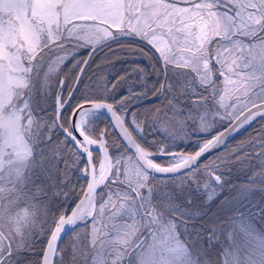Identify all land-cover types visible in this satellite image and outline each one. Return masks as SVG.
Instances as JSON below:
<instances>
[{
    "label": "snow or ice",
    "instance_id": "obj_1",
    "mask_svg": "<svg viewBox=\"0 0 264 264\" xmlns=\"http://www.w3.org/2000/svg\"><path fill=\"white\" fill-rule=\"evenodd\" d=\"M183 2L189 7H178V0H0V61H7L0 62V264H14L13 255L19 258L20 252L33 251V238L40 236H47L40 264H53L65 227L87 229L89 222L88 243L73 245L74 259L81 264H125L130 256L136 257L135 264H169L168 254L184 247L175 220L166 219L159 205L149 200L157 194L149 173L179 174L182 179L175 189L163 190L174 198L183 193L186 181L208 189L213 181L222 183L218 173L244 158L236 155L241 142L201 163L231 132L264 116V0ZM115 36L146 42L159 53L165 69L187 71L200 88L190 95L195 112L170 99L151 113L134 116L137 130L142 131L148 120L157 125L162 112L165 118L171 112L166 124L175 127L182 111L181 136L187 135L189 123L200 132H208L215 123L227 126L203 139L194 154L166 153L164 145L153 152L134 138L123 108L91 94L73 106L75 85L92 52ZM83 46H91V51L83 67L80 63L67 97L64 78L55 84L54 97L47 92L46 79L43 88L33 87L45 60L48 72H56ZM165 88L177 91L161 85L154 94L163 95ZM186 90L180 87L178 94ZM97 91H107V83L97 81ZM100 109L111 114L132 152L125 148L110 155V148L119 143L108 139V129L96 132L87 121L91 111ZM257 143L264 164V139ZM154 155L168 156V163L154 162ZM75 171L87 177L86 187L72 183ZM53 197L62 201L57 211L50 209ZM69 200L74 207L63 206Z\"/></svg>",
    "mask_w": 264,
    "mask_h": 264
},
{
    "label": "flooded vegetation",
    "instance_id": "obj_2",
    "mask_svg": "<svg viewBox=\"0 0 264 264\" xmlns=\"http://www.w3.org/2000/svg\"><path fill=\"white\" fill-rule=\"evenodd\" d=\"M85 50L86 53H84V55L78 56L81 52H85ZM87 51L88 48L76 50L63 62L58 71L52 72L54 75H51L48 71H43V68L47 67V64L49 63L47 60L44 61L34 78L33 87L37 89L41 88L37 81L38 78L42 82H44L45 79L47 82H50V79L53 77L56 84L59 79L63 77L65 80L63 94L67 97L68 90L73 85L76 72L78 71L80 63L84 60ZM142 53L141 57L143 58V61L140 60L138 63V68L140 69V72L138 73H135L136 66L133 61L123 60L114 62L112 65H115V69L112 70V75L106 82L107 91L103 92L97 91V81L100 79L97 69L100 61H98V55L95 57L94 54V57L92 56L94 61L90 59L91 61H89L86 69L87 71L92 63L90 70L85 72L82 80H80L81 82H79L73 93L72 104L74 106L75 104L80 103L91 94L99 101L112 104L114 108H123L126 112V126L129 127L134 138L146 149L156 152L158 150L155 146L156 140L158 146L160 147L162 144L160 139L166 138L165 136H161L158 125L160 123L164 124L167 119H171V112H168V116L166 118L162 112V119L157 125L152 123L150 120L146 121L142 131L137 130L133 126V117H141L146 113H151L157 106L162 107L166 105L170 99H174V102L178 104L181 109L192 110L195 112L196 110L190 102V95L198 92L200 88L199 85L192 79L190 73L182 69H174L173 67H170L171 71L169 70V72H171V83L169 85L176 88L177 91L170 92L168 88H165L163 95L158 93L154 94L157 89H151L152 75H150L149 78L145 75V73H147L145 65L146 57L145 52L142 51ZM75 57L77 58V61L74 60ZM107 63L109 64V62ZM64 69H69L70 72H63ZM184 71L187 74L184 77L186 81L182 82L183 78L181 73ZM73 73L74 76L72 78L71 74ZM161 74L162 76L159 78V81L154 79L153 84L161 85L163 79L162 69ZM167 77L166 73V82L169 81ZM218 79H222V77H218ZM123 81L124 83L129 81V83L133 85L132 90L134 91L125 93L120 91L116 85L118 82ZM55 84L52 88L53 93L50 94L51 97L55 96ZM49 87L50 86H48V88ZM180 87L187 89L183 95L178 94ZM122 100L124 101L123 104H121ZM183 120L184 112L182 111L181 115L176 117L175 127L177 128L178 123L181 125ZM87 121L96 132H99L101 129H108V139H115L119 143V147L110 148V155H113L115 151L120 152L122 149L126 148L115 133L111 122L105 115L96 111H91L87 117ZM216 124L217 128L215 130L201 136V138H197L195 137L196 124L189 123V139L179 146H165L164 151L166 153H193L199 147V144L203 139L209 138L212 134H214V131L217 129L220 130L226 126L225 123ZM166 127L168 128V124H166ZM261 139H264V116H260L255 119L242 132H240V134L229 140L223 148L214 152L201 162L202 164L206 163L208 160L215 158L220 152L230 151L231 148H234L243 142V146L238 149L236 155L243 156L244 158L238 161L234 160V162L228 164L218 173L223 178L222 183L217 184L215 181L212 182V184L219 189V194L218 203L215 206L217 209H215L211 215V210L208 209L196 218H188V216L184 215L180 209H185V212H190L192 211V206L189 204H179V196L181 194L171 198L163 192L165 189H175L177 182L182 179L179 174L170 177H159L149 173L150 182L157 186V194H153L149 197V200L159 205L160 210L164 213L166 219L175 220V231L178 233L179 240L184 242V245L190 243L189 238L193 240L196 247L194 253L201 261L204 262L202 264H214L213 262H216V264H226V252L224 253V250L222 249L224 246V249L227 248L229 252H231L228 254L229 258H231L230 255L233 256V254H236L234 251L239 253V249L242 248L244 240L248 241L250 237H252L249 235L248 237H245L242 232L237 231L236 227L240 226V223H244L246 221L252 222L256 226L254 235L258 234L257 237L264 238V164L261 162V156L259 155L260 145L257 143V141ZM97 155L98 151L94 153V156ZM153 160L154 162L166 165L169 157L157 158ZM59 167L63 169V161L60 162ZM96 167H98V162ZM243 171H246L245 174ZM86 181L87 177L81 176L78 171L73 173L72 183L76 184L77 187L81 184L86 186ZM184 189H187L188 193H200L198 191L199 188L191 181L185 182ZM74 198L75 197H73V199ZM232 199H234V202L228 204ZM71 204L72 201L69 200L64 202L63 206L67 207ZM61 206V199L53 197L50 209L52 211H57V209ZM72 206H74V204H72ZM212 206L214 207V205ZM80 227L81 226L75 227L61 238L57 248L54 264H78L77 259H74L75 254L73 244L68 240H70L69 238L71 235ZM184 234L189 235L186 237ZM82 240L83 235H79L77 243L80 244ZM46 241L47 236H40L39 238L34 237L31 244L33 251L20 252L19 258H17L16 255H13L12 260L14 261V264H24L25 260L30 261L31 264H38ZM234 244H238L239 246L234 249ZM133 259L135 262L136 257L130 256L126 259L125 264H133ZM227 263L236 264V257L235 259H230Z\"/></svg>",
    "mask_w": 264,
    "mask_h": 264
},
{
    "label": "rangeland",
    "instance_id": "obj_3",
    "mask_svg": "<svg viewBox=\"0 0 264 264\" xmlns=\"http://www.w3.org/2000/svg\"><path fill=\"white\" fill-rule=\"evenodd\" d=\"M41 3H46L47 0H40ZM127 2V0H126ZM178 7H189V6H182V5H177ZM74 23H84L82 21H73ZM87 23H91V21H88ZM107 26V25H105ZM111 31L116 32L117 29L115 26L111 27ZM112 44H108L106 45L105 48H113L114 46H111ZM91 46H83V47H79L77 49H75L72 53H74L76 50H80L82 48H89ZM104 48V49H105ZM101 52V50L99 51ZM71 53V55H72ZM105 54V53H103ZM142 51L140 50H133L128 52L124 58L125 60H130L134 62V65L136 66L135 69V73L140 72V69L138 68V63L141 61H143L142 56ZM69 55V56H71ZM99 57L102 56V53H98L97 54ZM146 55V54H145ZM68 56V57H69ZM67 57V58H68ZM66 60V59H65ZM75 61H77V58H74ZM148 57L146 56L145 59V65L147 68V73H145V75L147 76V78H149V76L151 75L150 69L149 68V63H148ZM2 63H7L6 60H2L0 61ZM144 65V66H145ZM48 67H49V63L47 64V67L43 68V71H48ZM115 69V65H111L108 64L106 67L103 68H98V72H99V76L100 79L99 81L101 82H107V79L112 75L111 72L112 70ZM114 73V72H113ZM149 74V76H148ZM51 75H54L53 73H51ZM143 79V77H142ZM38 84L40 85L41 88H43L44 86V82H42L39 78L37 79ZM55 84L54 78L52 77L50 79V82H48V86H50L49 88L47 87V92L50 95L51 93H53L52 88ZM119 85V89H121L120 91H122L123 93L125 92H132L134 90H132L133 85L129 83V81H126V83L123 82H118ZM101 92V91H99ZM224 124V123H223ZM180 124H177V128L176 127H172L170 125H168L167 131H164L165 127H166V122L160 123L158 125V128L160 130V134L161 136H165L166 138L164 139H160V142L162 143L161 145L165 146H170V147H174V146H179L182 145V143H184L187 139H189V133L187 132V135L185 136H181L179 134V129H180ZM217 124L215 123L213 128L210 129L208 132H200V131H196L195 132V137L197 138H201V136L210 133L211 131L215 130L217 127ZM155 146L159 149V146L157 144V140L155 142ZM119 151H115V153L113 155H116ZM132 166L130 165V168ZM244 174L246 171H243ZM240 178V177H238ZM241 179V178H240ZM244 181V179H243ZM198 191L200 193H188L187 189H183V193L179 196V204H189L191 205V210L190 212H185V209H180L182 210L181 212L184 215H187L188 218H196L197 216H199L201 213H203L204 211L210 209V215L211 213L217 209V207L215 208V206L218 203V192L219 189L217 187H212L211 189L208 188H199ZM211 197V198H209ZM234 202V199H232L228 204H231ZM214 205V207L212 206ZM240 226L236 227L238 232H242L243 236L250 237V239L248 241L244 240V242L242 243V248L239 249V253L235 252L236 254L230 255L231 258L228 257V254L231 253L229 252V250L227 248L224 249V247L222 248L224 250L225 253V261L226 264H228L227 262H229V260L231 259H235L236 257V264H264V238L262 237H257L258 234L254 235V231L256 230V226L250 222V221H246L244 223H240ZM240 229V231H239ZM91 232V224H88L87 229H85V227H80L79 229H77L76 232H74L71 237L69 238L70 241L73 245L74 243L79 245L77 243V239L79 235H83V240L82 243H88V241L90 240V236L85 235V233ZM186 237L189 234H184ZM190 239V243L184 245V247L182 248H178L177 250L171 252L168 254V260H169V264H202L204 263L203 261H201L197 255L194 253L196 247H195V243L193 242V240L191 238ZM235 247L234 249H236L239 245L238 244H234ZM233 249V250H234ZM78 251V249H77ZM233 252V251H232ZM236 255V256H235ZM89 260L92 261L93 257H89ZM78 264H81L80 260L77 259ZM39 263V262H38ZM214 264H216V262H213ZM133 264H135L134 259H133ZM235 264V263H234Z\"/></svg>",
    "mask_w": 264,
    "mask_h": 264
},
{
    "label": "trees",
    "instance_id": "obj_4",
    "mask_svg": "<svg viewBox=\"0 0 264 264\" xmlns=\"http://www.w3.org/2000/svg\"><path fill=\"white\" fill-rule=\"evenodd\" d=\"M178 5L179 6L180 5L189 6V5L185 4L183 2V0H178ZM111 44H112L111 46H114L113 48H105L106 47V45H105V46L99 48L94 53L95 55L93 54L96 57L98 53H102V56H100V57L98 56V59H99L98 61H100V63L98 64V68L106 67L108 65L107 62H109V64L110 63L113 64L116 61L125 60L124 56L130 51H133V50L143 51L146 54L145 57L147 56L148 60H149L148 61V63H149L148 70L150 69V72H151V75H152L151 89H154V88L159 89V85H160V84H158L159 82L157 83L158 85H156V84H153V80L157 79L159 81V78H161V76H162V74H161V66L159 65V61H158L157 57L153 54L152 50L148 46L144 45L143 43H141L139 41L131 40V39H119V40H115V41L111 42ZM100 50H101V52H99ZM84 53H86V50L83 53L81 52L78 56H82V55H84ZM103 53H105V54H103ZM92 60H93V58H92ZM91 66H92V63H91ZM91 66H89L88 70H90ZM170 67L171 66H169L166 69V73H167V76H168L167 79L169 81H170V73H171V72H169ZM63 72H70V71H69V69H67V70L64 69ZM71 75H72V78H73L74 73L71 74ZM186 75L187 74L185 73V71L183 73H181V76L183 78L182 82L186 81V79L184 78ZM148 76H149V74H148ZM169 81L165 82V85H169L171 83V81L170 82ZM116 87L119 89L118 84L116 85ZM119 90H121V89H119Z\"/></svg>",
    "mask_w": 264,
    "mask_h": 264
},
{
    "label": "water",
    "instance_id": "obj_5",
    "mask_svg": "<svg viewBox=\"0 0 264 264\" xmlns=\"http://www.w3.org/2000/svg\"><path fill=\"white\" fill-rule=\"evenodd\" d=\"M118 39H131V40H136V41H139V42L143 43L144 45H146V42L140 40L139 38L130 37V36H116V37H114V38H112V39H109V40H107V41H105V42H103V43L97 45L96 48H95V50L92 52V54H93L95 51H97L99 48L103 47L104 45H106V44H108V43H110V42H112V41L118 40ZM146 46H148V47L152 50V52L155 54V56H156L157 59L159 60V53H156V52H155V49H152L150 45H146ZM90 51H91V49L88 51L86 57L89 56V52H90ZM91 56H92V55H91ZM86 57H85V58H86ZM159 62H160V64H161L162 71H163V75H164V77H163V81H162V85H164V82H165V67H164L163 63H162L160 60H159ZM81 67H83V63L81 64ZM79 73H80V68H79L77 74H79ZM77 74H76V75H77ZM80 79H81V78H80ZM74 84H76V80H74L73 85H74ZM78 84H79V83H78ZM78 84H77V85H78ZM77 85H75V89H76ZM75 89H74V91H75ZM101 102H104V101H101ZM105 103H106V102H105ZM94 111L99 112V113L105 115V116L109 119V121L111 122V124H112V126H113V129H114L115 133L117 134V136H118L119 139L121 140L122 144L126 147L127 150H129L130 152H132L133 149H132L131 147H129V146L126 145V142H124V141L122 140V138L120 137V134H119L118 130L115 129L114 124H113V121H112V118H111V114H110L107 110H105V109L94 110ZM258 117H259V116H258ZM258 117H256V118H258ZM256 118H255V119H256ZM255 119H254V120H255ZM252 121H253V120H252ZM252 121H251V122H252ZM251 122H249L248 124H245L244 126L240 127L238 130L231 132V133L226 137V139H225V141H224V144H223L220 148H215V149H213L212 151L206 153V154L201 158V161L204 160L205 158H207L208 156H210L211 154H213L214 152L218 151L219 149L223 148L229 140H231L232 138H234L235 136H237L240 132H242V131H243V130H244V129H245V128L251 123ZM226 126H227V125H226ZM226 126H225V127H226ZM222 130H223V128L221 129V131H222ZM214 134H215V133H214ZM214 134H213V135H214ZM208 139H211V136H210ZM197 150H198V149H197ZM197 150H196V151H197ZM97 151H98V149H97ZM169 153H175V152H169ZM180 153L183 154V152H180ZM190 154H194V152H193V153H190ZM166 157H168V156H166V155H154L152 158H153V159H157V158H166ZM150 174H152V175H154V176H159V177H169V176L177 175V174H171V173H170V174H161V173H156V172H154V171H152ZM85 187H86V186H85ZM77 202H78V201H77ZM74 206H75V205H74ZM74 206H73V207H74ZM69 214H70V212H69ZM77 226H78V225H77ZM73 228H74V227H68V226L65 227L64 231H63V232L61 233V235H60V238H59L58 244H59L61 238H62L66 233H68L69 231H71ZM46 242H47V241H46ZM58 244H57V247H58ZM45 245H46V244H45ZM42 254H43V253H42ZM54 258H55V256L53 257V264H54Z\"/></svg>",
    "mask_w": 264,
    "mask_h": 264
}]
</instances>
